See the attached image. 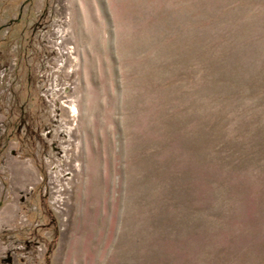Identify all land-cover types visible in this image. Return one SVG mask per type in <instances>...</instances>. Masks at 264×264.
Instances as JSON below:
<instances>
[{
  "label": "rangeland",
  "instance_id": "rangeland-1",
  "mask_svg": "<svg viewBox=\"0 0 264 264\" xmlns=\"http://www.w3.org/2000/svg\"><path fill=\"white\" fill-rule=\"evenodd\" d=\"M0 264H264V0H0Z\"/></svg>",
  "mask_w": 264,
  "mask_h": 264
}]
</instances>
